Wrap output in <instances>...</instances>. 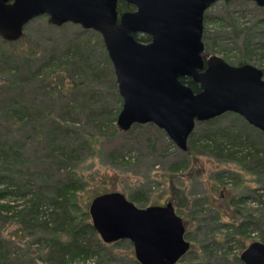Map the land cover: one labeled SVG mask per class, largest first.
I'll list each match as a JSON object with an SVG mask.
<instances>
[{"label":"rangeland","instance_id":"1","mask_svg":"<svg viewBox=\"0 0 264 264\" xmlns=\"http://www.w3.org/2000/svg\"><path fill=\"white\" fill-rule=\"evenodd\" d=\"M256 6L253 1L244 0L213 3L204 13L203 28L212 41L213 38L217 41L213 51H207L205 55H217L232 65L240 61L251 64L264 73V33L262 28L256 27L257 21L264 20V9ZM47 18L40 15L24 26L25 39L32 49L61 48L76 35H82L92 42L84 53L89 65L95 67L108 56L105 45L104 49L101 46L102 37L98 32L70 22L55 26L48 23ZM247 40L258 44V48L248 56L244 53ZM2 48L9 52L13 49L9 45ZM63 81L67 86L71 78L65 76L59 84ZM111 81L116 82L114 73L113 77L94 80L95 94L90 96L91 101L87 105L93 103L96 110L88 116L87 109L86 116L79 115L75 122V125L83 126L86 135H95L91 138L90 152L76 167L69 168L85 185L76 196L79 209L87 213V220L91 222L88 210L96 197L119 193L131 200L133 193H139L144 199L142 204L132 200L137 206L171 204L181 218L189 247L176 264H243L239 258L241 251L252 241L264 240V229L259 221L264 220V183H259L257 177L247 172L239 162L216 159L202 149L190 150L189 153L180 150L164 130L152 123L135 128L133 125L122 131L114 122L115 128L104 125L100 126L102 132L98 131L95 123L99 124L103 116H112L122 106V98L118 90L112 88ZM97 108L104 109L101 110L102 115ZM237 120L238 116L227 114L217 124L237 133L241 155L257 152L264 162V137L257 131L259 129L244 126L241 130L236 126ZM202 127L195 128L194 133L199 135ZM174 166H179V170H169ZM33 169L34 164H30L27 172L32 173ZM65 175L66 171H61V178ZM257 194L262 195V203H257ZM239 199L243 200L240 204ZM0 213L9 216L12 210H1ZM242 213L253 216L252 224L247 229L244 227L243 233H239L242 229L233 236L240 223L250 222L242 217ZM1 215L0 237L7 239L13 260L19 256L25 264H47L38 258L42 243L35 241V232L24 230L16 219L5 220ZM103 246L98 254L77 262L132 264V259H135L132 243L127 240L114 245L103 243Z\"/></svg>","mask_w":264,"mask_h":264},{"label":"water","instance_id":"2","mask_svg":"<svg viewBox=\"0 0 264 264\" xmlns=\"http://www.w3.org/2000/svg\"><path fill=\"white\" fill-rule=\"evenodd\" d=\"M118 1L0 0V38L17 41L24 26L40 15L55 26L70 22L98 32L122 98L116 118L122 131L152 123L186 151L196 122L232 112L264 133L263 70L251 64L232 65L217 55L205 56L204 13L218 0H124L135 9L120 15ZM244 1L264 9V0ZM137 33L149 35L150 40H137ZM181 77H190L200 90L193 91ZM90 214L104 243L131 238L135 258L143 264H155V258L163 254L165 264H174L189 247L183 239L182 220L171 204L136 210L122 194L106 193L92 201ZM140 216L139 227L143 234L144 228L149 229L150 237L143 238L141 232L125 225L127 218ZM115 225H122L123 230H111ZM239 258L243 264H264V243L252 241Z\"/></svg>","mask_w":264,"mask_h":264},{"label":"trees","instance_id":"3","mask_svg":"<svg viewBox=\"0 0 264 264\" xmlns=\"http://www.w3.org/2000/svg\"><path fill=\"white\" fill-rule=\"evenodd\" d=\"M234 1L243 2H227ZM134 9L124 0L117 2L119 15ZM256 27L262 28L264 33V20L257 21ZM134 36L141 42L150 40L147 34L137 33ZM216 41L217 38L212 41L203 28L205 54L213 51ZM100 42L104 49L102 39ZM7 45L13 47L10 52L2 48ZM89 45L92 46V42L82 35H76L64 47L50 49H32L24 33L14 42L0 38V211L12 210L9 216L0 215L5 220L16 219L22 229L35 232V241L42 243L38 258L47 264H79L78 259L85 260L104 248V242L87 220V213L81 211L76 203L77 193L84 189V181L69 170L90 152L91 138L95 136L92 133L86 135L83 126L75 125L79 115H85L87 109L88 116L96 110L93 103L87 105L91 101L90 96L95 94L94 80L113 77L114 73L108 56L95 67L88 64L84 53ZM257 48L258 44H251L248 40L244 43L247 56ZM241 64L240 61L237 65ZM62 74L71 78L67 86L64 81L59 84L64 78ZM180 80L193 91L200 90L190 77H181ZM111 86L117 89L115 81H111ZM97 109L102 115L101 110L104 109ZM120 109L118 107L112 116H103L99 124L95 123L97 130L102 132L100 126L104 125L115 128L114 122ZM227 114L238 116L235 125L241 130L244 126H251L243 117L232 112L196 122L195 128L203 127L199 135L194 133L195 128L189 135L187 153L202 149L216 159L239 162L263 184L264 162L258 153L241 155L237 133L218 126L217 122ZM140 126L135 124L133 128ZM257 131L264 137L263 132ZM30 164H34L32 173L27 172ZM169 170L178 171L179 166ZM61 171H66L63 178ZM257 196V203H262V195ZM143 199L139 193L131 195V200L139 204ZM237 201L240 204L243 200ZM242 217L250 221L253 216L242 213ZM259 221L264 229V220ZM251 224V221L240 223L233 236L242 229L239 233H243L244 227L247 229ZM18 257L13 260L7 239L0 237V264H25ZM132 264L140 263L132 259Z\"/></svg>","mask_w":264,"mask_h":264},{"label":"flooded vegetation","instance_id":"4","mask_svg":"<svg viewBox=\"0 0 264 264\" xmlns=\"http://www.w3.org/2000/svg\"><path fill=\"white\" fill-rule=\"evenodd\" d=\"M129 202H131V204H132V207L133 208H135L136 210H147V209H149V208H151V207H165V206H146V207H139V206H137L132 200H129V199H127ZM113 205H115L118 209H120V210H123V211H125V210H127L128 211V209L124 206V205H121L120 203H113ZM121 205V206H120ZM126 208V209H125ZM130 212H132V211H128L127 213H130ZM174 212H175V210H174ZM126 214V213H125ZM176 214V213H175ZM90 215V218H91V223H92V217H91V214H89ZM177 215V214H176ZM178 216V215H177ZM125 217V216H124ZM143 217V216H142ZM142 217L140 216L139 218H137V219H134V218H127V222H126V226H128V227H131V228H134V229H136L137 230V232L139 231V232H141V237H143V238H147V237H150V230L149 229H147L146 231H145V228H144V234H143V231L141 230V228L139 227L140 226V224L138 223V222H141V220H142ZM166 218V222H171V219L169 218V217H165ZM145 219V218H144ZM137 221V222H136ZM183 224V223H182ZM121 226V227H120ZM134 226V227H133ZM147 226V225H146ZM143 227V226H142ZM150 227V226H149ZM183 227H184V225H183ZM120 229L121 230H123V226L122 225H119V226H117V225H115V226H113V228H111V230H113V231H120ZM97 232V234H98V236L101 238V236H100V234L98 233V231H96ZM136 232V233H137ZM152 234V233H151ZM147 236V237H146ZM102 239V238H101ZM183 239L186 241V239H185V228H184V233H183ZM103 240V239H102ZM121 240H127V241H129L130 243H132V246H133V250H134V255H135V243H134V241L131 239V238H128V237H126V238H122V239H116V240H112L110 243H118V242H120ZM188 251V249L185 251V253ZM160 254V253H159ZM136 259V258H135ZM181 259V256L175 261V263L174 264H176L179 260ZM139 263L140 264H143L141 261H139ZM166 263V259H165V255L163 254L162 256H157V258H155V264H165Z\"/></svg>","mask_w":264,"mask_h":264}]
</instances>
